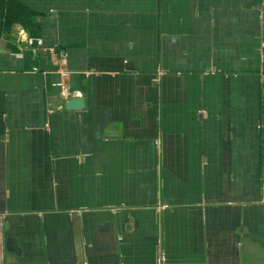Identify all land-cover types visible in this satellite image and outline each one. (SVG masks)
I'll return each instance as SVG.
<instances>
[{"label":"crops","instance_id":"crops-1","mask_svg":"<svg viewBox=\"0 0 264 264\" xmlns=\"http://www.w3.org/2000/svg\"><path fill=\"white\" fill-rule=\"evenodd\" d=\"M17 1L0 264H264V0Z\"/></svg>","mask_w":264,"mask_h":264},{"label":"trees","instance_id":"trees-1","mask_svg":"<svg viewBox=\"0 0 264 264\" xmlns=\"http://www.w3.org/2000/svg\"><path fill=\"white\" fill-rule=\"evenodd\" d=\"M34 20V11L21 2L17 0H0V28H7L14 23H20L32 32L31 28H36L33 25ZM1 24L3 25L1 26Z\"/></svg>","mask_w":264,"mask_h":264},{"label":"built area","instance_id":"built-area-1","mask_svg":"<svg viewBox=\"0 0 264 264\" xmlns=\"http://www.w3.org/2000/svg\"><path fill=\"white\" fill-rule=\"evenodd\" d=\"M66 55H62L61 60L65 61ZM58 74L60 75V79L56 82V86H58L60 91V96L64 102H67L68 100L77 97L75 96V91H72L70 88V85L68 83V78L70 76V71L67 69L64 65H62L59 70ZM65 103H63L61 106H64ZM49 123H46V129L49 130ZM165 261V256L162 252L158 255V263L161 264Z\"/></svg>","mask_w":264,"mask_h":264},{"label":"water","instance_id":"water-1","mask_svg":"<svg viewBox=\"0 0 264 264\" xmlns=\"http://www.w3.org/2000/svg\"><path fill=\"white\" fill-rule=\"evenodd\" d=\"M85 106V100L83 98H72L66 102V107L69 110L82 109Z\"/></svg>","mask_w":264,"mask_h":264},{"label":"rangeland","instance_id":"rangeland-1","mask_svg":"<svg viewBox=\"0 0 264 264\" xmlns=\"http://www.w3.org/2000/svg\"><path fill=\"white\" fill-rule=\"evenodd\" d=\"M15 24V23H14ZM13 24V25H14ZM47 50H49L50 52H52V53H57V54H59L60 56H62V55H66L67 56V54H66V51L63 49V48H48ZM38 70V68H35V71H37ZM70 71V70H69ZM57 72H58V70H57ZM70 73H72L71 71H70Z\"/></svg>","mask_w":264,"mask_h":264}]
</instances>
